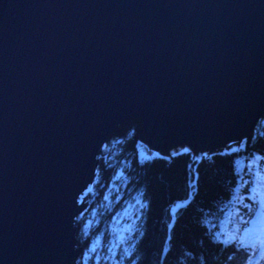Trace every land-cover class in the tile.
<instances>
[{"label":"water","instance_id":"water-1","mask_svg":"<svg viewBox=\"0 0 264 264\" xmlns=\"http://www.w3.org/2000/svg\"><path fill=\"white\" fill-rule=\"evenodd\" d=\"M263 115L264 0H0V264H77L80 197L124 121L200 157Z\"/></svg>","mask_w":264,"mask_h":264},{"label":"trees","instance_id":"trees-1","mask_svg":"<svg viewBox=\"0 0 264 264\" xmlns=\"http://www.w3.org/2000/svg\"><path fill=\"white\" fill-rule=\"evenodd\" d=\"M141 128L124 121L98 152L74 223L77 264H264V240L247 232L264 213V115L238 149L200 157H144Z\"/></svg>","mask_w":264,"mask_h":264},{"label":"rangeland","instance_id":"rangeland-1","mask_svg":"<svg viewBox=\"0 0 264 264\" xmlns=\"http://www.w3.org/2000/svg\"><path fill=\"white\" fill-rule=\"evenodd\" d=\"M243 140H244V138H243ZM243 140H241L240 141V143H237V144H233V145H231V146H229V148H226V147H224L222 150H220V151H228V150H234V149H238L240 146H242V143H243ZM144 144V146H142L143 147V149H142V152H143V156L144 157H152V156H155L156 154H165V153H162V152H160V151H156V149H154V148H152L151 146H149L148 144H146V143H143ZM186 148H189V147H186ZM190 149V148H189ZM179 151H182V150H177L176 151V148H173V151H171V150H169L168 152L170 153V155H172L173 153H177V152H179ZM204 154H206V152L204 153ZM167 155V154H166ZM169 156V155H168ZM84 197V196H83ZM82 197V198H83ZM81 198V199H82ZM115 264H118V263H115Z\"/></svg>","mask_w":264,"mask_h":264},{"label":"bare ground","instance_id":"bare-ground-1","mask_svg":"<svg viewBox=\"0 0 264 264\" xmlns=\"http://www.w3.org/2000/svg\"><path fill=\"white\" fill-rule=\"evenodd\" d=\"M177 150V149H176Z\"/></svg>","mask_w":264,"mask_h":264}]
</instances>
